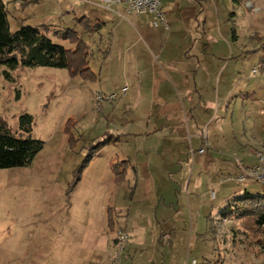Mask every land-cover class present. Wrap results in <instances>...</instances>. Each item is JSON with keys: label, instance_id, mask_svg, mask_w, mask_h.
Masks as SVG:
<instances>
[{"label": "crops", "instance_id": "1", "mask_svg": "<svg viewBox=\"0 0 264 264\" xmlns=\"http://www.w3.org/2000/svg\"><path fill=\"white\" fill-rule=\"evenodd\" d=\"M2 1L7 22L0 25L6 31L0 32H14L26 25L37 27L53 42L73 50L75 44L60 39V34L74 30L89 52L88 68L94 75L90 86L107 92L103 96L113 95L110 102L117 97L134 108L133 118L114 123L113 133L119 140L99 150L76 187L89 188L80 202L90 214L95 202H100L103 213L96 225L85 229L90 234L85 239L64 229L60 234L63 245L57 248L62 257L59 263L110 264L119 228L127 235L121 264H157L159 233L179 236L184 244L187 217L192 229L195 215L197 218L204 208L203 199H193L187 193L183 205L173 209L166 198L159 199L157 187H172L173 182L182 180L187 190L190 186L197 189L203 179L208 185L219 182L217 169L231 170L237 179L256 166L257 153L264 152V83L249 72L256 55L239 61L242 42H237L236 35V41L231 40L225 16L222 21L220 6L214 0H159L165 22L155 24L149 14H128L123 4L107 9L98 5L100 0ZM96 24L100 26L95 31ZM250 51L252 47L244 54ZM156 73V79L148 76ZM126 74L143 75L148 81L144 87L132 84L129 91L121 83ZM150 83L157 90L152 91ZM67 141L63 136V145ZM187 153L191 154L190 162ZM117 161H128L120 182L115 181L110 167ZM205 168L210 172L206 177L201 171ZM164 170L175 171V181L171 177L158 181L157 172ZM187 170L190 175L186 180ZM194 171L198 176H193ZM235 181L224 188V205L244 192L264 193V182L249 178ZM110 210L113 228H109ZM179 224L180 229L176 228Z\"/></svg>", "mask_w": 264, "mask_h": 264}, {"label": "rangeland", "instance_id": "2", "mask_svg": "<svg viewBox=\"0 0 264 264\" xmlns=\"http://www.w3.org/2000/svg\"><path fill=\"white\" fill-rule=\"evenodd\" d=\"M199 1L204 3L208 0ZM214 1L220 6L222 21L225 16V30L231 40L235 42L233 36L236 35L237 42H242L243 54L239 61L256 55V62L249 72L253 79L264 83V0H247L239 4L233 0ZM209 2L214 3L213 0ZM10 13L11 19L13 10ZM4 28L0 31H6ZM249 47L253 51L244 54ZM148 76L156 79L157 73ZM123 77L125 80L121 83L129 91L132 84L142 83L144 87L148 81L143 75L126 74ZM91 82L78 75L70 76L66 68L20 65L7 68L0 65V127L19 136V117L29 114L33 118L29 137L43 142L42 149L29 166L0 169V264H60L61 251L57 248L63 245L60 234L64 229L85 239L90 235L85 229L88 231L100 219L103 213L100 202L93 203L91 214L80 202V196L89 188L82 185L70 193L66 190L73 179L74 169L85 155V147L102 139L105 134L116 135L112 128L114 123L118 119L133 118L131 110L134 108L124 105L117 97L113 102L100 100L99 96L107 92L95 90L96 87L90 86ZM156 88L152 87V91ZM153 111L156 115L157 106ZM65 129L73 134V148L62 143L63 136L68 138ZM92 133L94 136L89 139ZM80 150L83 153L78 161ZM186 155L190 162L191 154ZM206 169L201 170L205 177L210 173ZM230 171H215V177L220 184L224 183L223 187L219 186L218 180L208 185L205 179L197 189L190 186L187 190V184L182 180L173 182L172 187H157L159 199L162 196L166 198L173 209L183 205L182 198H186L187 193L193 199H203L204 204L202 213L193 218L192 229L187 217V240L184 244L179 236L159 233L157 264H264V255L246 239L237 220L224 219L219 214V210L226 206L221 202L224 188L237 180ZM186 174L187 180L189 170ZM175 175V171H159L157 180L163 182L171 177L175 181ZM193 176H198L197 171ZM97 194L103 195L99 190ZM110 211L112 222L109 228H113L115 222ZM170 221L172 224L176 222ZM180 226L176 228L180 229ZM174 227L171 226L172 229ZM117 230L119 228L115 232Z\"/></svg>", "mask_w": 264, "mask_h": 264}, {"label": "trees", "instance_id": "3", "mask_svg": "<svg viewBox=\"0 0 264 264\" xmlns=\"http://www.w3.org/2000/svg\"><path fill=\"white\" fill-rule=\"evenodd\" d=\"M233 1L239 4L247 0ZM6 22L7 9L0 0V25ZM99 26V24L94 26L95 31ZM89 27L86 29L88 30ZM60 37V39L74 43V49H67L53 42L44 31L37 27L26 25L14 32H0V65L7 68H15L19 65L66 68L70 76L78 75L84 79L93 80L94 75L88 68L89 52L82 38L72 29L63 31ZM262 63L264 65V60ZM32 124V116L23 114L19 117V136L0 127V169L29 166L42 149L43 142L29 137ZM65 130L68 134V145L73 148L75 143L73 134L68 129ZM23 134L26 136L22 137ZM119 138V135L105 134L102 139L85 147V155L73 171V179L68 184L67 193H70L81 181L83 172L99 150L115 144ZM110 167L115 181L120 182L125 177L128 161L113 162ZM219 214L224 219L237 220L246 239L248 238L251 244L256 245L264 255V193L252 195L244 192L221 208Z\"/></svg>", "mask_w": 264, "mask_h": 264}, {"label": "built area", "instance_id": "4", "mask_svg": "<svg viewBox=\"0 0 264 264\" xmlns=\"http://www.w3.org/2000/svg\"><path fill=\"white\" fill-rule=\"evenodd\" d=\"M113 4H123L128 14H149L154 24L157 22H165L159 0H100L98 3L99 6L107 9H111V5ZM113 97V95H106L105 97L99 96V99L112 100ZM200 152H203V148L200 149ZM257 159L258 164L253 168L247 169L244 174L239 176L237 178L239 181L249 178L257 182H264V153L258 152ZM126 243V233L121 229L117 230L113 240V251L110 254V264H121V257L126 248Z\"/></svg>", "mask_w": 264, "mask_h": 264}]
</instances>
